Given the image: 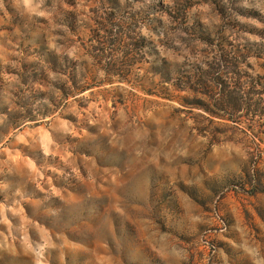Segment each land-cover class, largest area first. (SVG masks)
<instances>
[{
  "label": "rangeland",
  "instance_id": "rangeland-1",
  "mask_svg": "<svg viewBox=\"0 0 264 264\" xmlns=\"http://www.w3.org/2000/svg\"><path fill=\"white\" fill-rule=\"evenodd\" d=\"M220 69L264 93V0H0V264H264V119L201 108Z\"/></svg>",
  "mask_w": 264,
  "mask_h": 264
},
{
  "label": "trees",
  "instance_id": "trees-1",
  "mask_svg": "<svg viewBox=\"0 0 264 264\" xmlns=\"http://www.w3.org/2000/svg\"><path fill=\"white\" fill-rule=\"evenodd\" d=\"M233 57H230L228 53H222L220 55V67H227L229 61L232 62ZM236 66L239 65V62L235 63ZM222 69V68H221ZM221 69L218 75L212 79L214 80L212 84L217 87L219 95L215 99H201V108L213 117H218L219 119H227L224 116L225 112L230 113H239L241 110L247 109L249 114L252 113L253 123L260 119H264V93L259 91L258 87L260 86V81L257 79L249 80L247 83H242L238 77L237 79L231 77L228 74H222ZM235 74V73H234ZM77 76V75H75ZM168 73L165 75L167 80H169ZM235 79V80H234ZM210 78L207 71H201V92L204 95L208 96L207 92L204 91L208 88H213L210 84ZM77 81L75 80V85ZM197 83V84H198ZM247 85V87L245 86ZM180 90H184L186 87H178ZM85 87H77L75 90L82 92ZM259 117V118H258Z\"/></svg>",
  "mask_w": 264,
  "mask_h": 264
}]
</instances>
